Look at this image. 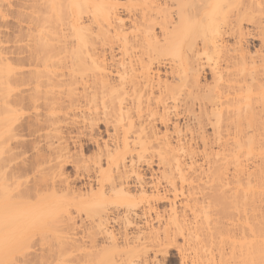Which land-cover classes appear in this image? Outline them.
<instances>
[{
	"label": "bare ground",
	"instance_id": "6f19581e",
	"mask_svg": "<svg viewBox=\"0 0 264 264\" xmlns=\"http://www.w3.org/2000/svg\"><path fill=\"white\" fill-rule=\"evenodd\" d=\"M18 1L15 5L18 7L16 17L20 30L26 28L32 35L31 41L29 40L32 61L36 67H45V70L50 71L47 82L37 81L38 78H35L37 91L44 83L46 87L52 89L62 85L59 81L60 74L55 69V65L61 63L70 77L67 86L71 87L77 78L83 75L80 69L86 66L80 63L86 61L94 69L98 68L101 71L98 79L81 83L84 90L94 89L95 86L96 92L100 89L97 87L99 83L101 90L107 87L108 92H111L103 89L102 94L113 95L117 93L118 87L110 84L112 81L110 82L109 76L112 68L114 71V67L119 68L115 63L116 52L131 50L135 54L131 57L136 58V63L131 61V64L134 66V63L138 69L132 67L128 74L123 72V68H117L122 70L124 75L123 77L120 75L122 80L118 85L129 91L133 89L137 92L145 91L147 96L158 93L157 104H161L165 112L162 124L167 125L173 119L172 115L175 118L179 117L183 114L182 109L185 111L187 108L185 112L190 114L195 124L198 122V125L203 127H216L218 136L229 129L235 131L233 134L239 141L234 144L236 149H232L236 152L234 154H238L237 147L243 149L241 142L247 140L254 143L259 133L264 131V33L260 31L259 35L253 34L244 27L246 22L252 20L257 23L258 19H255L254 13L264 12L258 0H154L153 6L148 7L150 9L145 6L139 9L131 5H122L118 0ZM121 10L127 11L128 18L135 21L130 33L127 32L130 28H126ZM152 11H159L160 18H154ZM157 25L160 26L161 36L155 33ZM256 36L262 38V50L255 55L251 54L250 50L254 41L259 39L258 37L255 39ZM231 40L234 41L233 44H230ZM105 46L109 49H102ZM77 64L80 68H76ZM155 64L158 68L157 81L156 72L155 75L151 74ZM161 67L166 69L165 79L160 75ZM138 70L145 73L142 81L132 79L137 78ZM207 71L212 74L211 84L202 83L205 79L203 75ZM35 73L37 75V71ZM169 78L172 79L171 82ZM67 94L75 93L69 89ZM60 96V93L57 95L54 93L53 97L48 98L50 103L47 108L50 113L53 114L56 110ZM94 96L95 93L92 97ZM14 97V100L10 101L14 103L12 105H15L16 109L9 108L12 105L8 103L10 101L7 97H4V100L7 99L8 108L3 105V109L0 105V116H4V112L8 115L4 120H0V140L3 138L4 141L7 138V141L11 140L10 137L16 129H13L15 122H11V119L17 112L19 116L20 114L23 116L20 110L17 111L22 105L18 99L16 100L17 95ZM122 103L123 101L121 105ZM196 107L199 108L198 113ZM51 120L47 118L44 121L50 124H45L47 128L51 124L55 125L54 120L49 123ZM134 126V123L130 122L121 132L116 130L115 138L119 142L115 149H110L108 143L101 149L100 141L94 140V144L99 148V154L106 157L107 169L104 170L102 167V156L84 160L78 166L86 169L85 178L90 180L86 184L88 185L86 193L75 192L73 182L67 178L59 182L65 191H68L63 196L65 201L54 194L49 195V198L47 195L40 196L44 197L42 198L44 200L47 196L45 207L49 212H53L56 206L61 205H65L68 212L66 220H52L49 223L46 252L50 264H264V208L260 206L261 203L264 205V164L259 165L251 174V171L249 172L247 182L243 178L241 179L244 183L239 179L232 192L233 187L230 191L227 189L232 181L224 184L225 168L220 166L216 175V186L213 185L212 188L208 186L212 191L209 193L206 192L207 187L193 185L198 181V178L196 179L198 166L194 167L195 162L187 166L189 169L185 171L186 165L183 169L182 162V166L177 162L174 148L171 150L169 148V152L165 153L167 157L161 156V159L164 164L175 160L179 163L175 167L179 169L177 171L181 170L179 177L181 196L186 195L183 188L191 186L190 190L187 188L188 200L185 209L179 214L174 207L175 200L180 196L176 181L169 180V189L166 191L167 194H172L174 200L168 195L161 196L158 184L148 182L137 165L138 161H135L136 158H140V152L136 153L137 146L141 150L145 149V152L152 149L159 140L157 136L159 134L154 131L156 130L154 126H150L152 131L146 132L145 128L144 139L143 136L140 137L144 130L142 129L139 134V130ZM21 128L23 127H17L16 132ZM230 130L228 132L231 134ZM134 135H138L134 139L138 141L131 143L130 139ZM218 136L215 142L218 141L219 144L223 138ZM3 140L0 141L1 147L5 143ZM228 140L225 142L228 143ZM165 141L170 144L169 140ZM224 143H221V146L223 152H226L228 144ZM81 148L83 152L88 151L85 145ZM187 155L192 157V153L187 152ZM205 155L211 158V154ZM3 160L0 158V177L4 176L3 179L0 178V195L8 193L9 188L15 184L2 182L7 180L5 176L8 178L9 175L15 176L14 173L5 172L8 166L3 165L6 164ZM63 162L70 164L65 159ZM236 164V167L234 166L236 174H243V165L241 166L239 162ZM10 169L13 172L11 167ZM185 184L187 185L184 186ZM95 185L98 187L97 191L93 189ZM55 186L56 183L53 182L52 188ZM151 186L157 192L152 196H146ZM5 194L1 195L0 199L6 196ZM164 200L173 205L170 211L165 212L166 216L168 213L167 221H162L164 217L158 213L153 218L154 205ZM2 201L0 200V256L4 259L10 255V248L6 245L12 238L5 232V226L10 218L4 213L8 210L6 211V205ZM6 204L10 207L14 203ZM250 204L253 206L252 209ZM84 206H98L102 210L92 218V215L83 209ZM239 207L243 211L239 210ZM231 209L241 212L238 213L240 216L237 224L230 228L225 224V219ZM82 210L86 211L85 216ZM201 214H204V220L198 221ZM83 216L86 222L81 220ZM189 216H192V219H189ZM76 218L84 222L79 225ZM154 221L158 222L157 227L152 224ZM234 228H237L236 231L240 235L230 240ZM180 237L183 238L181 246L178 245ZM171 247L177 249L178 259L171 255L169 250ZM228 248L230 251L227 253ZM213 249H218L219 255L216 253L219 256L218 261L212 258ZM152 254L155 261L150 258ZM158 257H162L163 261H157Z\"/></svg>",
	"mask_w": 264,
	"mask_h": 264
},
{
	"label": "rangeland",
	"instance_id": "374dc122",
	"mask_svg": "<svg viewBox=\"0 0 264 264\" xmlns=\"http://www.w3.org/2000/svg\"><path fill=\"white\" fill-rule=\"evenodd\" d=\"M118 1L122 5H131L134 8L140 9L142 6H145V8L153 6L152 1L154 0ZM18 2V0H0V99L2 100H0V105H4L6 108H8V105H6L7 99L5 98L4 100V97H7L8 101H10V99L12 100L13 97L17 95L16 100L18 99L19 104L22 105V108L18 107L17 111L20 110V113L23 114V116H21V114L19 116L17 112L16 116L13 115V117H15L11 119V122H15L13 129L16 128L15 132H13L14 134L12 133L13 135H10L11 140L7 141L8 138L6 141H4V138V140L1 139L5 143L2 146L3 148L0 146L2 149H0V158L4 159L7 165L5 163L3 164V162L2 164L6 167L8 166L5 169V172L10 174L14 173L15 175L14 177H10L9 175V178L5 176L8 181L2 180V182L6 184H15L9 188L10 192L8 191L6 194L3 193L6 196H3V198L0 199L1 201L4 200L2 202L6 205V211L8 210L7 212H4L6 217L10 218L5 226V232H7L10 238H12L6 245L10 248V255L8 258L4 259L0 256V264H50L48 260V254L46 252L48 250L46 234H48L49 223L52 220H66L68 217V212L65 205L56 206V209L53 212H49V210H47L45 207V203H47L45 200H48L46 199L47 196L49 198V195L54 194L56 197H59L65 201L63 196L67 194L68 191L66 192L64 186L59 184V182L67 178L73 182L72 186L74 187L73 190L75 192L79 193L80 191L83 194L86 193L88 191V185L86 184H88V181L90 180L85 178L87 175L85 174L86 169L82 166L81 168H78V166L81 165L84 160H91L94 157L96 158V156L101 157L104 155L99 154V148L94 144V140L98 139L100 141L101 149L104 148L105 143L109 144L110 149H115L117 142H119L116 141L115 138L116 130L121 132L123 129H126L129 126L130 122L134 123L136 130H139V134L141 133L142 129L144 130V134L140 135L141 138L144 137L145 139V128L146 132L151 133L152 128L150 129V126H154L156 130H153L159 134L157 135L159 140L155 142V145L154 147L152 146V149L150 148L145 152V149L141 150V148L137 146L136 153L140 152V158H136L135 161L139 162H137V165L140 167V171L145 175V179L148 182L150 181V183H154V185L158 184V190L161 196L168 195L172 200V194L166 193V191L169 189L168 181H176L179 187L178 192L180 196L177 200H175L176 203L174 207L177 209L179 214L185 209V204L188 200L187 192L191 186H186L187 184H185L184 186L186 187L184 188L186 191L183 188V192L186 193V195L184 197L181 196L182 189H180L181 182L179 179L181 170L177 171L179 170L175 167L176 164H179L177 162H180V165L182 162L184 165L183 169L185 168V165L187 167L195 162L196 164L194 163V167L198 166L196 167V175L198 177L195 175L196 179L198 178V181H195L193 185H196L194 187H207L206 192L209 193L212 192L209 190V188L215 185V181L217 180L216 175L220 166V168L224 167L225 171L226 168L229 167L226 172L224 171V174H226L224 176L225 180H223L224 184H228V182L232 181V184L230 182L227 188L230 191V189L233 187L231 189L232 192V190L234 191V188L237 185V181L239 182V179L242 180L241 178H243V180H246L247 182L252 171L258 169L259 165L264 164V146H262L264 131L259 133V136L255 138L254 143L247 140L241 142L243 149H239L237 147L238 154H234L236 152H234L232 149H236V145L234 144H237L236 141H239L238 139H235V135L233 134L235 131L232 132L229 129L231 131V135L230 132H228L229 130H222L224 131V137L223 134H220V137L217 134L218 132L216 133V127H203L198 125V122L195 124L190 114L185 112L187 108L185 111L183 110L184 108H181V112H183V114L179 117L175 118V116L173 117L172 115L171 118L173 119H171L167 125L162 124V119L165 112L162 105L157 104V98L159 96L158 93L147 96L145 95V91L140 90L137 92L135 89L129 91L126 88L119 86V82L122 80L120 79V75L123 77L124 71V73H128L129 70L133 68L138 69V67L133 62L132 63L134 66L131 64V61L136 63L135 56L131 57L133 54L131 50L121 51L122 54L116 52L117 57L115 58V63L119 65V68L114 67L115 71L112 68V73H110L109 76V80L111 79L110 82L112 81V83H115L110 84L116 85V88L118 87L116 89L115 86H113L114 90H118L117 93L113 95L106 93L102 94L103 89H106L108 92V88L103 87L101 90L102 87H99V83L97 86L98 89L100 88L98 90L99 92L94 91L95 86H93L94 89L90 87L92 89H87V91L84 90L81 83H85V81L89 80L91 82L94 78L98 79L101 71L98 68L94 69V67L86 61L80 63L82 66H86L83 67L84 69H80V72L83 75H80L78 78L76 77L77 81L71 87L67 86V81H70V77L64 65L61 63L59 65H55V69L60 74L59 81H61L62 85L58 88L52 89L50 87H46V84L44 83L43 86L38 87L37 91L35 89L37 85L35 78H38L37 81L47 82L50 77L48 76L50 71L45 70V67H36L32 61L29 47L32 35H30L31 32L29 31V33L26 28L22 29L24 34L20 30L21 27H19L20 24L17 18L18 7L16 6ZM258 2L261 3L264 8V0H258ZM147 11L148 10H146V12ZM121 12L122 19L126 21V28L131 29L127 30V32L130 33L133 30L132 25L135 21L128 18L129 13H127V11L123 12V10H121ZM151 14L154 18H160L159 11H152ZM254 14V17L256 16L255 19H258V21L255 20L257 23L252 20V22H246L244 27L247 31H251L253 34H260V31L263 34L264 12H256ZM155 29V33L157 35L159 34L158 36H161L160 26L157 25ZM257 37L260 39L261 36H256L255 39H257ZM259 39L254 41V44L250 50L251 54L258 53L262 50V38L260 40ZM103 41H105V39ZM233 42L234 41L231 40L230 44H233ZM102 49H109V47L105 46L102 47ZM156 66V64L153 66V71H151V74L153 73L155 75L156 72L155 80L157 81L158 68ZM120 67L124 69L123 72L122 70H117V68L120 69ZM76 68H80L78 64L76 65ZM36 71L37 75L35 73ZM138 71L136 76L137 78H132L134 81H142L143 78H145V73ZM165 71V68H160V75L164 79ZM38 72L40 74H38ZM6 73L7 75L11 76L8 77ZM130 75H128L127 78H129ZM205 75H203V77H205V81L203 80L202 83L211 84L213 81L212 74L207 71ZM169 80L170 82L172 81L171 78H169ZM16 81H18V83ZM69 89L74 91L75 94H67ZM54 93H56V95L57 93H60L61 99H58L59 104L56 106V110L52 114L48 111L47 106L50 103L48 98L53 97ZM94 93L95 96L92 97ZM2 96L4 97L1 98ZM121 101H123L122 105ZM8 103L12 105L13 102L10 101ZM9 108L16 109L15 105L9 106ZM195 109L198 113L199 108L196 107ZM4 114V116H0L1 121L8 116L5 112ZM224 117L225 114L223 115V120ZM47 118L52 119L49 123H52L54 120L53 123L55 125L52 126L51 124V126L47 128V125H50L44 122ZM20 126L23 128L16 132L17 127ZM176 128L178 130H175ZM135 136L136 135L131 137V143H133L132 141H138L134 140ZM217 136L219 138H223L221 141H219V144L217 143V140V142H215ZM165 139L169 140L170 144L165 143ZM227 140L229 141L228 143H226ZM220 142L222 144L224 142L228 144V147L226 148L228 150H225L226 152H223V147L221 146ZM204 143L206 145L208 144V146L206 147ZM82 145L88 147L87 152L82 151ZM168 145H170V147H168ZM169 148L170 150L174 148V153L177 154L176 159L179 161L177 160L176 162L175 160L170 163L165 162L166 164H164L161 156L164 158L167 157L165 153L169 152ZM229 149L233 152H231ZM187 152L188 154L192 153V157L194 159H192L191 156H188ZM208 153L211 154V158H207L205 155ZM222 153L224 155L226 154V156L222 155ZM102 157V167L105 170L107 169L106 157ZM64 159L68 160L70 164L63 162ZM236 162H239L241 166L243 165V174H236ZM2 164L1 166H3ZM75 165H77V168H75ZM10 167L12 168L13 172H11ZM188 169L189 167L185 168V171H188ZM92 170L93 168H91V171ZM3 177L4 176L0 178L3 179ZM209 178L214 183L211 182ZM53 182L56 183L55 188H52ZM152 186L148 188V194L146 196H152L156 194L157 190ZM97 188L98 187L95 185L93 189L96 190ZM3 194L1 193V195ZM22 194H24V196ZM18 195H21L22 197H19ZM41 195H47L45 200L42 199L44 197H40ZM11 196L13 198H10ZM10 199L13 201H10ZM6 203H9V205L12 203L14 204H12L10 207H7L8 204ZM259 203H257V205H259ZM171 205L172 204L166 200L158 204L156 203L154 205L155 211H153V218L159 214L160 216L162 215L161 217H164L163 219L161 218L162 221H167L168 213L166 216L165 212L171 210ZM260 206L261 208H264L262 203ZM42 208H44V211H42ZM240 208L241 207L238 209L243 211V209ZM250 208H253L252 204H250ZM83 209L88 211V213L92 215V218H94V215L97 212L102 210V208L98 206H84ZM86 211H83L84 216ZM232 211L228 213L229 215H227V218L225 219V224L229 225L230 228L237 224L240 216L238 213L241 212H236L237 209H235L233 212ZM250 211L248 212L251 214ZM84 216L81 220L85 221ZM191 217L192 216H189L188 218L190 219ZM204 217V214H201L198 218V221L204 220ZM76 221L79 225L84 222L80 221L79 218H76ZM152 224L154 227L158 226L157 221L152 222ZM236 229L234 230V234H230V240L234 239L235 237H239L240 233H237ZM182 244L183 238L180 237L178 239V245L181 246ZM169 250L173 257H176L177 259L179 258L177 249L171 247ZM213 250L214 251H212V254L214 253V257L212 256V258L218 261V249ZM227 250L228 253L230 249L228 248ZM150 258L153 259L154 255L152 254ZM158 258L159 259H156L157 261H163L162 257ZM154 259L153 261H155Z\"/></svg>",
	"mask_w": 264,
	"mask_h": 264
}]
</instances>
